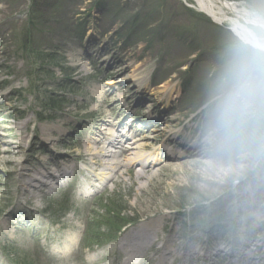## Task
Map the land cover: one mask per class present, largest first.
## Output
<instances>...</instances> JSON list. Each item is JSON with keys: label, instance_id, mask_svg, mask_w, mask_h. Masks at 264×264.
<instances>
[{"label": "rangeland", "instance_id": "obj_1", "mask_svg": "<svg viewBox=\"0 0 264 264\" xmlns=\"http://www.w3.org/2000/svg\"><path fill=\"white\" fill-rule=\"evenodd\" d=\"M98 1L0 0V264H264V159L205 141L230 25Z\"/></svg>", "mask_w": 264, "mask_h": 264}, {"label": "clouds", "instance_id": "obj_2", "mask_svg": "<svg viewBox=\"0 0 264 264\" xmlns=\"http://www.w3.org/2000/svg\"><path fill=\"white\" fill-rule=\"evenodd\" d=\"M235 36L217 79L205 141L219 156L240 150L264 159V7L249 10Z\"/></svg>", "mask_w": 264, "mask_h": 264}, {"label": "bare ground", "instance_id": "obj_3", "mask_svg": "<svg viewBox=\"0 0 264 264\" xmlns=\"http://www.w3.org/2000/svg\"><path fill=\"white\" fill-rule=\"evenodd\" d=\"M189 1L190 4L194 7L197 8L200 13H202L203 15L207 16L208 18H210L212 20L213 23H218L221 25H230V28L233 30L234 34H235V27L238 21H241L243 16L248 12V10L246 8H244L241 4H231L229 3L230 1L227 2H221L219 0H186V2ZM112 133H108V135H113L115 132L111 131ZM124 135L119 136V138H123ZM103 139H100V143H103ZM105 144V142H104ZM121 142L117 139L115 141L112 142H108L107 143V147H105L106 145H104L103 147H97L95 148L96 154L104 157L107 153H110L111 151H109V147L114 148V145H120ZM130 151L131 149L128 148ZM137 149H141V146H137ZM135 158H129L128 162H131L133 164H136L138 162H141L144 159V155L143 153L138 150V152H136ZM141 168H142V164H141ZM138 177H144L145 174L142 172H138L137 173ZM65 178V177H64ZM63 178V179H64ZM152 226V225H151ZM153 241L152 239H149L145 242L144 245H149L151 242ZM160 242V241H159ZM132 246V244H131ZM145 246H143L140 249H143ZM139 249V250H140ZM139 253V251L133 250V252H131V256H135ZM170 255H165V257L162 258V260L160 261V264H165L166 261L168 260ZM207 257V255L205 256V258Z\"/></svg>", "mask_w": 264, "mask_h": 264}, {"label": "trees", "instance_id": "obj_4", "mask_svg": "<svg viewBox=\"0 0 264 264\" xmlns=\"http://www.w3.org/2000/svg\"><path fill=\"white\" fill-rule=\"evenodd\" d=\"M234 1H238V0H234ZM241 1H244V2H247L248 4L250 3V6L253 8H255V9H257L256 7H255V4H254V2H252V0H241ZM103 1L102 0H99L96 4H95V7L96 8H101V6H103V3H102ZM89 26V22H85V23H83V24H81L80 25V27H79V35L77 36L78 38H79V40L81 41L82 39H83V37H84V35L86 34V32H87V27ZM222 62H225V61H222ZM43 67H45L44 65H43ZM47 68V67H46ZM46 68H44V69H46ZM42 72L39 74V75H41V74H44V71L43 70H41ZM62 72H64V69H62ZM41 78V77H40ZM41 80V79H40ZM35 86V85H34ZM58 103H59V100H57V99H52V101L51 102H49L48 103V105H47V107H49L50 109H55V108H57V106H58ZM129 224H125L124 225V227H127Z\"/></svg>", "mask_w": 264, "mask_h": 264}, {"label": "water", "instance_id": "obj_5", "mask_svg": "<svg viewBox=\"0 0 264 264\" xmlns=\"http://www.w3.org/2000/svg\"><path fill=\"white\" fill-rule=\"evenodd\" d=\"M219 1H221V2H223V3H224V2H227L226 0H219ZM229 3L234 4V2H229ZM238 3L241 4V5L243 4V3H240V2H238ZM238 3H236V4H238Z\"/></svg>", "mask_w": 264, "mask_h": 264}]
</instances>
